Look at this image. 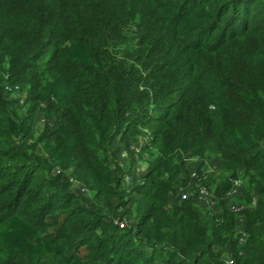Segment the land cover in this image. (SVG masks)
<instances>
[{"label": "trees", "instance_id": "trees-1", "mask_svg": "<svg viewBox=\"0 0 264 264\" xmlns=\"http://www.w3.org/2000/svg\"><path fill=\"white\" fill-rule=\"evenodd\" d=\"M263 142L264 0H0V264H223L227 246L237 264H264ZM115 143L152 156L145 174L119 165ZM206 152L223 167L222 216L170 201ZM238 167L239 214L222 203Z\"/></svg>", "mask_w": 264, "mask_h": 264}, {"label": "rangeland", "instance_id": "rangeland-1", "mask_svg": "<svg viewBox=\"0 0 264 264\" xmlns=\"http://www.w3.org/2000/svg\"><path fill=\"white\" fill-rule=\"evenodd\" d=\"M5 76V78H7V74H5L4 75ZM17 84H11L10 82H7L6 84H5V87L6 86H8V87H11L12 89L14 88V86H16ZM10 95V96H9ZM19 95H20V93L18 92V90L16 89V90H12V91H8V93H6L5 92V96L7 97V98H12V100H13V98H19ZM22 101H20L19 102V106L22 104L21 103ZM46 102L47 101H44V105L46 104ZM21 113H24L25 111H24V109L23 108H21L20 107V110H19ZM42 120H43V113H39L37 116H36V118H35V122H42ZM141 141V140H140ZM139 141V143H137V145H135V147H140V142ZM122 147H124V146H122ZM121 146L119 147V144L118 143H115L114 145H113V149L114 150H116V151H114L112 154H113V157H117L118 158V161H119V165L121 166V167H124L125 169H127L128 171L130 170H132V171H134L137 175H139V176H141V175H143L144 173H145V171L146 170H142V169H140L139 167L137 168H135V167H131V168H129L134 162H135V159H136V155H134V153H130L131 151H127L128 152V154H127V152H125L124 153V156H121V154L124 152V150L122 149L121 151H120V148H122ZM39 152L41 153V154H44L43 156H45V157H49V154L47 153V151L49 150V149H47V148H43L42 147V144H40L39 145ZM114 154L116 155V156H114ZM132 154V155H131ZM134 155V158L133 157H131V156H133ZM184 155V154H183ZM142 158H145L146 160H151L152 159V156L150 155V154H148V153H145L144 155H143V157ZM200 157H198V156H192L191 157V159H189L188 160V163L189 162H191L190 164V167H188V168H190L189 169V173H187V175L185 176V177H182V185L180 184L179 186H181V191H182V189L183 190H186V192L188 193V195H189V197H191V196H193V197H196L197 196V193H198V185H196V183L197 184H200V183H204V185L206 184V182H204L205 180L206 181H209L210 179H216V177H218V180H219V178H220V170L221 171H223L222 169H223V167H221V168H219L218 167V163H219V161H218V159L213 155V154H211V153H205V156H204V158H205V163H206V167L205 168H203V169H201L200 171H198L197 170V164H198V162L200 161V159H199ZM137 161H139L138 159H137ZM193 162H197L195 165H196V168L195 167H192L194 164H192ZM139 163H142V160L139 162ZM204 163V164H205ZM147 165H143L142 164V167H146ZM187 166H189L188 164H187ZM238 168H241V167H238ZM220 169V170H219ZM241 169H243V168H241ZM196 171L197 172V174H198V178L196 179V180H192L191 178H190V176H189V174H190V171ZM244 170V169H243ZM67 172H71L70 170H66ZM230 173L231 172H229V171H227V173H223L224 175H225V177H226V179L228 178V176H230ZM70 173H64V172H59V173H55V170H53L52 171V175H54L55 177H60V179L62 180V181H68V182H70V190L73 192V193H75L76 195H79V196H81V194H82V196H83V201H84V203H85V205H87V206H91L92 205V199H90L88 196H87V194H88V192H90V191H88V190H86L85 188H84V186L81 184V183H79V182H77V181H75L72 177H71V175H69ZM58 175H60V176H58ZM204 175H206V177H207V179H205L203 176ZM242 175L243 176H245V180H246V178H248L247 176V173H246V171L244 170V171H242ZM227 181H228V179H227ZM236 181V180H235ZM192 182V183H191ZM195 182V183H194ZM193 183H194V185H193ZM234 183L235 182H233V184H232V186L234 187ZM178 185V184H177ZM193 185V186H192ZM206 186V185H205ZM207 187V186H206ZM235 188H237V187H235ZM240 188L242 189V192H243V186L241 185V183H240ZM207 189H208V187H207ZM241 189H239V191L241 192ZM174 191V193H172V194H170V201L172 202L173 201V197H175L174 198V201H175V199H176V197H178V195L179 194H181V191H179L178 189H173ZM231 190V189H230ZM120 192H122V190L120 189ZM253 195H254V193H253ZM226 198H228V204H229V207H230V205L231 204H233V202L231 201V200H233V198H231L230 196H227ZM239 198V197H238ZM237 198V199H238ZM234 199H236V198H234ZM244 200V199H243ZM184 201V200H183ZM207 201H205V199H201V200H198L197 199V203H195L198 207H199V209L201 210V212L202 213H204V212H206L207 210L208 211H210L211 213H216L217 215L219 214V208H218V206L217 207H215V203H213L212 205H211V207L210 208H208V207H205V203H206ZM106 206H107V203H106V201H105V199H101V200H99L97 203H95L94 204V206L93 207H95V208H98L99 210H101L104 214H107L106 212ZM125 210H126V212H125ZM136 212H137V210H136V204L135 203H130V204H128V206L127 207H125V208H119L118 209V213H119V215L121 216V217H119L118 216V218H120V219H126V221H128V219H130V218H133L134 217V214H136ZM240 212H238L237 214H239ZM215 214V215H216ZM241 215L242 214H240V215H238L237 216V219H240V218H242L241 217ZM219 216H222L221 214H219ZM105 218L106 219H108V220H112L113 218H109L107 215L105 216ZM117 218V217H116ZM236 223H237V227H238V225H239V222L236 220ZM17 227H21V226H19L17 223L16 224H13V230L14 231H17ZM4 230V228H0V232L2 233V234H5L6 233V231H3ZM10 232H12V231H10ZM8 235V234H7ZM18 236H23V233L22 232H20L19 233V235ZM233 240H235V238H232ZM231 239V240H232ZM5 250H6V247H5V244L2 242V245H0V258H2V257H4L5 256ZM221 251L223 250V252L225 253L224 254V262H223V264H226L225 263V260L228 258V251H229V246H227V247H223V248H221L220 249ZM231 257V256H230ZM78 262H80V261H78Z\"/></svg>", "mask_w": 264, "mask_h": 264}, {"label": "built area", "instance_id": "built-area-1", "mask_svg": "<svg viewBox=\"0 0 264 264\" xmlns=\"http://www.w3.org/2000/svg\"><path fill=\"white\" fill-rule=\"evenodd\" d=\"M17 88H18V86H14L13 89L11 87H8L7 86L6 87V90L7 91H12V90H16ZM262 145L264 147V142H263ZM120 146L122 147L123 145H119V147ZM120 149H124V147H122ZM124 153H125V150L121 154V156H124ZM59 172H60V169H57L55 171V173H59ZM189 176H190V178L192 180H196L198 178V174H197V172L195 170L194 171H190ZM132 180H133L132 174H130V173L124 174V177H123V186L124 187L129 186L132 183ZM234 182H235L234 183V187L232 186L231 187V190L226 195V196H230L233 199L234 198H238V197H240L242 195V189L240 188V182L238 180H236ZM194 183H193V185H194ZM196 185H198L197 199L198 200L205 199V201H207L205 203V207L210 208L211 205L216 202L214 196L211 194V192L209 191V189H207V187L204 184H202V183L197 184L196 183ZM235 187H237V188H235ZM175 188L178 189L179 191H181L180 190L181 189L180 186H177ZM239 189H241V192L239 191ZM188 198H189L188 193L186 192V190H183L182 189L181 194H179L178 197H176V201H178V200L179 201H183V200H186ZM228 209L230 211L234 212V213H238V212H240L241 209H243V207H240V205H238V203L236 202V203L231 204ZM237 221L239 222V225L236 228L235 233H236V236L238 238V242H239L240 246L244 247L245 246V243H246V240H247V235H246V232H245V224H244V221L242 220V218L237 219ZM114 223L115 224H118V226L120 228H123L126 225V220H124V219H117V220H114ZM225 263L226 264H237L235 262L234 258H232L230 256H228V258L225 260Z\"/></svg>", "mask_w": 264, "mask_h": 264}, {"label": "crops", "instance_id": "crops-1", "mask_svg": "<svg viewBox=\"0 0 264 264\" xmlns=\"http://www.w3.org/2000/svg\"><path fill=\"white\" fill-rule=\"evenodd\" d=\"M122 149H120V151H121ZM123 150H125V148L123 149ZM141 160H139V161H137V158L135 159V162L129 167V168H133V167H139L140 169H142V170H147V166H148V163H147V160H142V163H139ZM191 162H189L188 163V165L189 166H187V167H190V164ZM197 162H193L192 164H194L192 167H195L196 168V164ZM142 164L143 165H147L146 167H142ZM198 165V164H197ZM125 169V168H124ZM190 169V168H189ZM133 170V169H132ZM131 170V171H132ZM125 171H127V169H125ZM242 171H244L243 169H241V168H238L237 169V174H238V181L241 183V185L243 186V189H244V187L245 186H247V182H248V180H247V178H246V180H245V176H243L242 175ZM146 172V171H145ZM145 174V173H144ZM142 176V175H141ZM204 177H206V175H204ZM207 178V177H206ZM212 182H211V185H212V188H210L211 190H209L210 192H211V194L214 196V198H215V201H216V203H215V207H217L218 206V203H220L219 201H218V199L215 197V195H214V193H213V191H212V189L214 190L215 189V187L218 185V183H219V180H218V177H216V179H210ZM218 181V182H217ZM182 185V182H180L179 184H178V186L179 185ZM177 185V184H176ZM175 185V186H176ZM177 187V186H176ZM181 187V186H180ZM228 193V192H227ZM227 193H226V195H227ZM224 196L223 198H222V203H224V205H225V207L228 209L229 208V204H228V198H226L227 196ZM87 196L90 198V199H92L93 198V196H94V194L92 193V192H88V194H87ZM233 203H238V199L236 198V199H233V200H231ZM193 203H194V206H195V208H198V210H200L199 209V207L195 204V203H197V196L196 197H194V199H193ZM220 210V209H219ZM201 211V210H200ZM237 220V219H236Z\"/></svg>", "mask_w": 264, "mask_h": 264}]
</instances>
